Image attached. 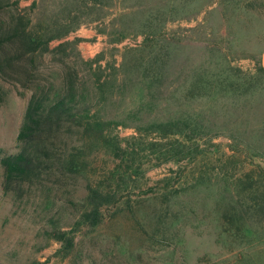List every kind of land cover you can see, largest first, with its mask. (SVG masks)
Returning a JSON list of instances; mask_svg holds the SVG:
<instances>
[{"label":"rangeland","instance_id":"rangeland-1","mask_svg":"<svg viewBox=\"0 0 264 264\" xmlns=\"http://www.w3.org/2000/svg\"><path fill=\"white\" fill-rule=\"evenodd\" d=\"M9 1L27 9L31 27L73 28L34 58L30 79L0 75L3 153L18 150V129L34 88L62 92L70 69L75 109L86 92L93 110L110 122L105 134L121 140L122 149L88 140L71 125L57 144L65 157L73 153L84 164L79 172L59 173L53 166L43 183H25L20 196L3 191L0 164V264H264V228L253 238L240 234L242 245L220 233L234 179L249 170L256 178L264 169V79L241 78L264 52V0ZM9 7L0 17L15 9ZM148 36L151 43L174 40L156 79L144 51ZM62 41L71 43L67 55L55 51ZM97 55L90 71L84 61ZM199 73L206 90L196 88L190 96ZM178 119L197 124L198 148L165 161L163 152L176 137H165L154 125ZM89 186L114 194V200L101 207L95 227L74 231L67 255L58 253L62 245L52 232L74 226L88 208Z\"/></svg>","mask_w":264,"mask_h":264},{"label":"trees","instance_id":"trees-1","mask_svg":"<svg viewBox=\"0 0 264 264\" xmlns=\"http://www.w3.org/2000/svg\"><path fill=\"white\" fill-rule=\"evenodd\" d=\"M97 2L99 0H93V4ZM10 5H14L15 9H10L7 16L0 17V75L13 78L12 75L17 73L21 74L23 79H30L36 65L34 58L50 52L49 41L65 36L73 27L48 28L40 24L31 27L27 9H17L16 2L0 0V14L6 8H11ZM97 31L106 33V29L98 28ZM146 40L148 42L144 43L146 48L144 51L147 52L150 67L152 66L155 70L154 78L156 79V76L160 77L166 69L167 60L165 58L169 54L167 45L174 43V40L171 39L167 45L160 39L151 43L149 36L146 37ZM69 45H71L69 41H62L56 46L55 51L67 55L66 50ZM125 54H129V51H126ZM260 54L255 58V67L252 73L244 72L242 80L247 79L250 83L253 79H264ZM98 62L99 55L84 61L90 71L95 70ZM228 70H226L224 78H227ZM201 74L194 76L188 95L196 94L194 89L199 87L206 90ZM74 77L75 73H71L70 69L66 73L65 88L62 89V92L60 90L52 91V87H48L47 91L41 89L39 93V87L32 91L16 137L18 150L14 153H3L0 149V164L3 168L2 188L5 193L15 190L20 196L24 191L25 183H43L50 175V169L53 166L59 173L75 174L79 172L84 164L72 158L73 153H69L65 157L63 148L57 144L62 141L63 135L69 132L71 125L79 128L83 136L90 138L88 140L95 138L101 140L105 147L113 146V149H122L121 140H118L116 136L110 137L105 134L110 122L99 115V110H93V104L88 102L86 92H80L79 100L82 101L75 109V105L79 102L76 99L78 96L76 94L77 83ZM99 78L98 74L97 80ZM218 82L219 85L222 84V81L218 80ZM226 90L233 93L231 88ZM51 92H53L52 96H50ZM197 127L195 122L188 119L169 120L155 124L154 128L165 137L166 134H173L176 137L174 146L170 144V149L163 152V160L179 161L185 158V151L189 154L194 153L198 148ZM252 171L242 172L239 177L234 179L233 195L230 202L224 204L227 207L223 209L221 215L223 218V227L221 226L220 231L222 237L226 239L232 236L230 242L239 240L237 242L240 245L246 243L241 239L240 234L253 238L256 230L264 228V178L262 177L264 169L260 167V173L256 178L252 177ZM136 172L137 169H134L132 173L136 174ZM128 177L132 179V174L130 173ZM114 196V194L103 193L99 188L88 187L86 195L88 208L81 213L74 226L69 230L52 232V237L62 245L58 249V253L67 255L72 250L73 235L77 228L82 225L95 227L100 222L101 207L114 200ZM231 226H234V229ZM259 239L257 240L259 241Z\"/></svg>","mask_w":264,"mask_h":264},{"label":"water","instance_id":"water-1","mask_svg":"<svg viewBox=\"0 0 264 264\" xmlns=\"http://www.w3.org/2000/svg\"><path fill=\"white\" fill-rule=\"evenodd\" d=\"M260 65L264 69V52L260 54Z\"/></svg>","mask_w":264,"mask_h":264}]
</instances>
